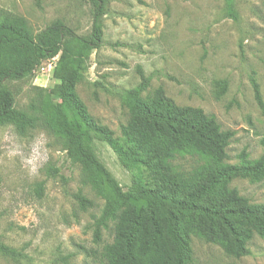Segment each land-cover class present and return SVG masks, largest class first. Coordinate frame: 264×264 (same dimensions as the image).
<instances>
[{
    "label": "rangeland",
    "instance_id": "obj_1",
    "mask_svg": "<svg viewBox=\"0 0 264 264\" xmlns=\"http://www.w3.org/2000/svg\"><path fill=\"white\" fill-rule=\"evenodd\" d=\"M236 7L235 20L226 16L225 0H106L104 45L92 51L73 95L121 139L130 118L121 93L138 87L142 72L150 78L147 93L162 89L175 105L201 109L233 134L225 165L239 164L243 154L257 161L264 155V113L251 81L257 80L264 100V0H236ZM95 9L82 0H0V23L21 17L38 34L61 21L88 38ZM59 59L42 61L28 78L7 82L16 109L34 126L21 133L15 124H0V243L20 253L0 255V264H107L103 249L113 242V225L101 230L99 242L94 236L105 201L92 189L89 169L66 159L54 118ZM220 82L226 83L224 94ZM94 150L124 192L158 184L144 169L124 166L106 143L96 141ZM209 161L180 154L173 165L190 175ZM229 186L264 205L263 182L234 178ZM79 193L94 203L92 209H79ZM188 238L191 264H264V238L254 237L249 255L239 259L200 236Z\"/></svg>",
    "mask_w": 264,
    "mask_h": 264
},
{
    "label": "trees",
    "instance_id": "obj_2",
    "mask_svg": "<svg viewBox=\"0 0 264 264\" xmlns=\"http://www.w3.org/2000/svg\"><path fill=\"white\" fill-rule=\"evenodd\" d=\"M82 1L96 5L88 38L77 36L61 21L38 34L21 17L0 23V124H15L21 133L33 128L34 120L16 109L7 82L28 78L39 63L60 55V103L53 107L54 118L64 139L66 159L72 166L82 164L89 169L92 189L105 201L100 217L95 218L94 236L99 242L101 230L113 225V242L103 249L106 263L191 264L190 234L221 246L236 259L248 256L254 237L264 238V205L252 204L229 184L234 178L264 183V155L249 161L243 154L239 164L225 165L233 134L222 131L216 119L203 110L175 105L162 89L147 93L150 78L142 72L140 85L121 93L130 115L121 139L93 120L72 90L92 51L104 45L106 0ZM224 9L226 16L238 18L236 0H225ZM251 82L264 113L260 85L254 78ZM217 86L224 94L226 83ZM96 141L106 143L124 166L144 169L158 184L124 192L97 157ZM180 154H199L210 161L186 175L174 170L173 162ZM53 172L67 181L60 169ZM75 200L83 212L94 207L81 193ZM19 254L0 243V255L13 258Z\"/></svg>",
    "mask_w": 264,
    "mask_h": 264
}]
</instances>
